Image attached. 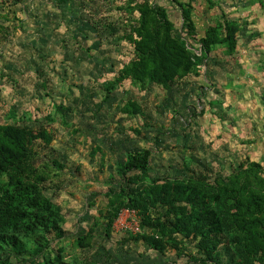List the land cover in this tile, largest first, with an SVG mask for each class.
<instances>
[{"label": "rangeland", "instance_id": "1", "mask_svg": "<svg viewBox=\"0 0 264 264\" xmlns=\"http://www.w3.org/2000/svg\"><path fill=\"white\" fill-rule=\"evenodd\" d=\"M191 1L198 38L224 17L240 23L237 52L228 55L219 46L204 59L199 75H181L166 86L150 83L143 91L130 80L106 90L134 55L124 37L138 13L119 9L126 0L0 4V123L53 131L51 144L38 141L28 148L47 176L45 194L61 204L67 218L64 237L50 236L52 246L64 247L73 264H115V240L107 237L100 212L108 201L105 192L120 184L110 172L128 151L154 149V178L213 181L251 162L264 176V0H212L211 7L207 0ZM151 2L166 6L175 33L186 34L172 0ZM191 43L200 53L199 42ZM128 99L143 106V116L122 113ZM58 105L67 109L59 112ZM50 112L54 121L45 118ZM96 146L102 152L93 156ZM95 221L92 245L78 248L74 240ZM11 264L29 263L12 257Z\"/></svg>", "mask_w": 264, "mask_h": 264}, {"label": "trees", "instance_id": "2", "mask_svg": "<svg viewBox=\"0 0 264 264\" xmlns=\"http://www.w3.org/2000/svg\"><path fill=\"white\" fill-rule=\"evenodd\" d=\"M51 1L64 5L76 0ZM5 2L9 0H0V4ZM207 2L210 7L214 5L212 0ZM172 3L181 14L186 29L183 36L175 33V22L164 5L151 0H126L119 7L138 13L130 20L131 29L124 37L133 46L134 55L120 68L107 91L126 80L141 91L150 83L166 86L181 75H199L204 59L219 46L228 55L237 52L241 30L237 20L224 17L198 38L193 2ZM191 41L199 42L200 53L193 51ZM56 109L61 112L67 108L58 105ZM121 111L130 117L144 115L143 106L134 99H128ZM11 116H18L15 108ZM45 118L55 120L51 112ZM20 119L24 121L25 117ZM62 121L70 126L65 117ZM133 130L142 134L141 128ZM54 138L53 131L46 127L33 129L16 121L0 123V264H11L12 257L29 264H73L66 260L64 247L52 246L50 236L64 237L67 218L61 204L45 194L47 176L39 172L34 151L28 148L38 141L49 145ZM98 151L102 152L100 146L93 148L92 155ZM153 153L149 147L128 151L116 162L115 172H110L111 179L120 184L104 194L108 201L100 215L107 219V237H112L122 210H136L143 232L128 236L155 250L180 251L183 241L191 240L201 254L200 264H222V253L230 254L231 262L237 264H264V176L260 165L251 162L249 168L243 166L213 181L201 176L154 178L150 174ZM102 160L105 164L104 155ZM161 208L163 214L158 211ZM97 225L95 221L73 244L89 248Z\"/></svg>", "mask_w": 264, "mask_h": 264}, {"label": "crops", "instance_id": "3", "mask_svg": "<svg viewBox=\"0 0 264 264\" xmlns=\"http://www.w3.org/2000/svg\"><path fill=\"white\" fill-rule=\"evenodd\" d=\"M113 234L111 238L115 240V252H113L115 264H200L201 254L196 247V243L191 240H184L180 251L169 248L160 252L144 241L130 239L128 234L116 232ZM118 236L123 238L118 239ZM177 237L182 238L181 235H177ZM120 246L122 247L121 250L125 248L127 251L125 253L120 252ZM221 259L222 264H237L231 262L230 254H226V257L224 259L221 257Z\"/></svg>", "mask_w": 264, "mask_h": 264}, {"label": "built area", "instance_id": "4", "mask_svg": "<svg viewBox=\"0 0 264 264\" xmlns=\"http://www.w3.org/2000/svg\"><path fill=\"white\" fill-rule=\"evenodd\" d=\"M114 232L120 234L142 233L141 217L136 210L124 209L114 223Z\"/></svg>", "mask_w": 264, "mask_h": 264}]
</instances>
